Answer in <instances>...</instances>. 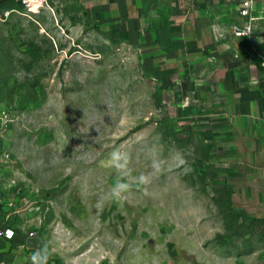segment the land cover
<instances>
[{
  "label": "rangeland",
  "instance_id": "obj_1",
  "mask_svg": "<svg viewBox=\"0 0 264 264\" xmlns=\"http://www.w3.org/2000/svg\"><path fill=\"white\" fill-rule=\"evenodd\" d=\"M73 6L0 0V102L11 118L0 136L10 178L0 180L19 193L1 215L25 209L28 251L47 242L49 264H264V191L209 155L180 90ZM258 49L252 65L264 63ZM116 149L131 155L129 181L160 161L147 191L109 199Z\"/></svg>",
  "mask_w": 264,
  "mask_h": 264
},
{
  "label": "crops",
  "instance_id": "obj_2",
  "mask_svg": "<svg viewBox=\"0 0 264 264\" xmlns=\"http://www.w3.org/2000/svg\"><path fill=\"white\" fill-rule=\"evenodd\" d=\"M54 1L76 6L110 41L144 61L166 89L180 90L182 110L193 106V130L212 147L209 155L235 163L249 180L245 188L264 191V63L252 65L247 57L252 46L264 50V0H252L250 40L232 33L247 21L239 13L243 0ZM218 28L225 38L216 36ZM247 66L254 72L247 74ZM0 178L10 177L1 171ZM24 211L15 210L16 219L0 211V229L14 231L11 239L0 234V260L10 264H31L35 252L28 251L35 237Z\"/></svg>",
  "mask_w": 264,
  "mask_h": 264
},
{
  "label": "clouds",
  "instance_id": "obj_3",
  "mask_svg": "<svg viewBox=\"0 0 264 264\" xmlns=\"http://www.w3.org/2000/svg\"><path fill=\"white\" fill-rule=\"evenodd\" d=\"M148 153L153 157L155 156V152L152 149H149ZM130 161L131 155L127 151L116 149L110 153L109 162L118 173V177L108 194L109 199L120 201L126 196V194L130 193L133 188L136 190L143 189L144 191H147V186L152 182L153 176L162 170L160 161L153 159V171L151 173L140 174L129 181L128 178L131 175ZM51 255L52 253L48 243L43 242L41 247L31 256V264H49Z\"/></svg>",
  "mask_w": 264,
  "mask_h": 264
},
{
  "label": "built area",
  "instance_id": "obj_4",
  "mask_svg": "<svg viewBox=\"0 0 264 264\" xmlns=\"http://www.w3.org/2000/svg\"><path fill=\"white\" fill-rule=\"evenodd\" d=\"M251 12H252V0L241 1L240 7H239V13H240V15L247 17V21L242 25V27L234 26L232 28V33L234 36H237V37L244 36L248 40L251 39V37H252V20H253ZM216 36L218 38H225L226 34L224 31H222L220 28H218ZM10 121H11V118H10L8 110L0 102V136L8 128ZM8 157H9V154L4 152L2 157H0V162L5 161V159ZM9 182H10V184L8 183L7 184L8 187H6V185L3 183V181L1 182V180H0V195L2 196V197H0V201L3 204L12 205L11 200L16 197L18 192H17V189L14 187V183L16 182L15 179L11 178L9 180ZM11 187H13V188L10 189ZM8 193H11V195H10L11 197L8 196ZM24 203H25V206L27 209L32 210L34 208L31 206V204H28V200H26V198L24 199ZM0 234L3 235L5 238L11 239L14 236V231L11 228L6 227L4 229H0ZM29 234L32 235V232ZM0 264H10V263H7L5 261L0 260Z\"/></svg>",
  "mask_w": 264,
  "mask_h": 264
},
{
  "label": "bare ground",
  "instance_id": "obj_5",
  "mask_svg": "<svg viewBox=\"0 0 264 264\" xmlns=\"http://www.w3.org/2000/svg\"><path fill=\"white\" fill-rule=\"evenodd\" d=\"M28 3L30 2V5L33 4V5H36V3L39 1V0H26ZM35 7V6H34Z\"/></svg>",
  "mask_w": 264,
  "mask_h": 264
},
{
  "label": "trees",
  "instance_id": "obj_6",
  "mask_svg": "<svg viewBox=\"0 0 264 264\" xmlns=\"http://www.w3.org/2000/svg\"><path fill=\"white\" fill-rule=\"evenodd\" d=\"M6 7H7L8 9H11V8H13V7H8V5H6Z\"/></svg>",
  "mask_w": 264,
  "mask_h": 264
}]
</instances>
